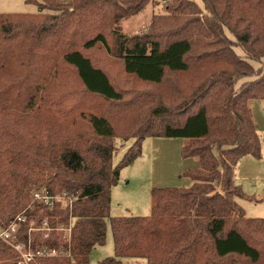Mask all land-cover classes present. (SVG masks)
Instances as JSON below:
<instances>
[{"label":"trees","instance_id":"16d2710c","mask_svg":"<svg viewBox=\"0 0 264 264\" xmlns=\"http://www.w3.org/2000/svg\"><path fill=\"white\" fill-rule=\"evenodd\" d=\"M26 1L53 14L0 12V224L46 218L30 264H90L107 219L113 255L96 264H264V218L233 199L238 162L262 159L251 105L264 100V68L248 59L264 56V0H172L135 35L117 24L151 0ZM111 59L140 88L117 82ZM147 137L183 138L180 156L198 162L181 172L191 182L152 187L148 215L111 217V189ZM117 140L131 143L114 163ZM40 189L66 204H37ZM15 256L0 241V264Z\"/></svg>","mask_w":264,"mask_h":264},{"label":"rangeland","instance_id":"374dc122","mask_svg":"<svg viewBox=\"0 0 264 264\" xmlns=\"http://www.w3.org/2000/svg\"><path fill=\"white\" fill-rule=\"evenodd\" d=\"M192 1H194L204 10L202 0ZM171 4L172 0H151L136 14L122 18L118 22L117 26L119 30L126 35L144 33L148 31V27L153 16L169 14V12L166 11V7ZM39 11L53 14L52 10H49L47 8L45 9L44 7H41L34 2H28L26 0H0V12L37 13ZM226 34L230 39L235 40L234 36L227 30ZM234 50L241 56L245 55L244 49L240 46H234ZM97 53L99 54H96V51H94L92 54L99 62H102L101 58L103 59L107 56L106 53L102 50ZM248 61L255 68H264V56L261 57L259 61H255L252 59H248ZM109 68L111 70L110 74L116 77L117 82H119L127 90L140 88V85L135 80L125 77L117 60L111 59ZM252 78L253 77L243 78L238 82V84L241 81L250 80ZM175 79L180 80V82H185L186 76L179 75V77ZM66 82L67 80L65 81V83ZM251 107L256 129L261 138V135H263L264 133V100L254 99L252 101ZM149 140L158 142L156 144H152V148H150L149 151L152 159L147 158V162L144 163V165L138 172L137 178L136 174L134 179L129 176L131 182L127 187V196H132L130 197L131 202H129L126 205L127 208L124 209L121 199H113L112 207L110 204L111 217L148 215L150 213V191L152 187H187L191 182L187 177L181 176V170L190 167H196L198 165V162L196 158H182L180 156V148L183 143V138L150 137L146 141ZM159 141L163 143L162 146ZM129 143H131V140H128L124 144H121V141L117 140V144L120 146V149L118 154L114 158V163L121 158V149L125 146V144ZM263 148L264 143L262 142V150ZM124 170H127V168ZM138 179L141 180L140 184H138ZM149 179L152 180V186H149V182L151 181ZM146 181H148V184L146 186H142V184ZM234 184L240 187L243 195L234 196L233 199L244 209L246 216L264 218V155L262 154V159L260 160L252 156L243 157L235 167ZM59 196L61 195H58L56 197ZM65 203L66 200L62 199V205H65ZM44 220L40 221L36 218H32L28 221V223H25L27 221H25V219H22V216H16L7 225L0 224V241L3 242L6 246L12 248L16 254L14 259H10L12 261L11 264H30L32 260H24L23 262H20L21 260H23L22 254L26 253L30 259L32 257V241L36 238V236H40L41 239L48 237L51 229L48 227L47 223H43ZM106 221V241L103 245L97 246L96 251L92 250L89 260L90 264H96L98 260L113 255L112 232L108 219ZM39 222H41V225H39ZM62 227V232L64 234L69 232V228L65 226ZM25 232L28 235V239L24 242V240H21V236ZM15 247L19 248V250H17ZM133 260V258L129 257L123 258L122 264H135L136 262Z\"/></svg>","mask_w":264,"mask_h":264},{"label":"crops","instance_id":"0c3cea01","mask_svg":"<svg viewBox=\"0 0 264 264\" xmlns=\"http://www.w3.org/2000/svg\"><path fill=\"white\" fill-rule=\"evenodd\" d=\"M148 138H150V137L145 138L143 141L141 156L138 157L131 165L124 167L120 171V179H119L118 183L115 186H113L111 189V194H110L111 195V207H112L113 199H117V198L121 199L123 202L124 209L127 208L126 205L129 202H131L130 197H132V196H129V197L127 196V192H128L127 187L130 185V182H131V179L129 178V176H131L134 179L135 174H136V178H137V174L140 171V169L142 168V166L144 165V163L147 162V158L152 159V156L149 152L150 148H152V144H156L158 142V141H154V140L146 141ZM159 143L161 144V146L163 145L162 142L159 141ZM129 144H125V146L121 149V153L124 152V150L129 146ZM146 150H147V153H146ZM148 152H149V154H148ZM258 160H260V159H258ZM126 168H127V170H124ZM143 168H146V167H143ZM183 170H181V171H183ZM138 180H139L138 184H140L141 180L140 179H138ZM149 180H151V179H149ZM149 183H150L149 186H152V180ZM147 184H148V181L144 182L142 184V186H146ZM96 249H97V247H95L93 249V251H96ZM133 261H135V260H133Z\"/></svg>","mask_w":264,"mask_h":264},{"label":"built area","instance_id":"2783aa9c","mask_svg":"<svg viewBox=\"0 0 264 264\" xmlns=\"http://www.w3.org/2000/svg\"><path fill=\"white\" fill-rule=\"evenodd\" d=\"M261 141L264 143V133H263V135H261ZM262 154L264 155V148L262 150ZM62 199H63V197H61V196L56 197V196L50 195L46 191L41 190V189L40 190H34L32 192V201H35L37 204L42 205L48 209H53L54 204L58 201L62 202ZM43 223H47V221L44 220ZM16 249L19 250V248H16ZM37 255H39V256L68 255V252L63 251V250H57V249H50L49 250V249L43 248L37 252ZM22 256H23V260H21L20 262H23L24 260L31 261L33 258V253H32V257L30 256L31 257L30 259L26 253L22 254Z\"/></svg>","mask_w":264,"mask_h":264}]
</instances>
